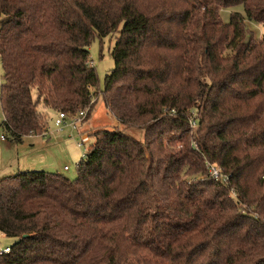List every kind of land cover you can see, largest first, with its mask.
<instances>
[{
	"label": "trees",
	"instance_id": "obj_1",
	"mask_svg": "<svg viewBox=\"0 0 264 264\" xmlns=\"http://www.w3.org/2000/svg\"><path fill=\"white\" fill-rule=\"evenodd\" d=\"M245 20L264 29V0H0L11 139L46 134L39 105L84 123L98 97L120 125L74 180L0 179V264H264V32ZM113 35L99 91L89 46Z\"/></svg>",
	"mask_w": 264,
	"mask_h": 264
},
{
	"label": "rangeland",
	"instance_id": "obj_2",
	"mask_svg": "<svg viewBox=\"0 0 264 264\" xmlns=\"http://www.w3.org/2000/svg\"><path fill=\"white\" fill-rule=\"evenodd\" d=\"M232 13L242 12V7H232L220 11V19L223 23L229 21ZM248 33L254 39H261L264 29L261 25L246 21ZM115 36L104 39L95 38L89 46V56L98 76V89L104 86V78L114 67L110 51L114 46ZM2 83V69L0 63V86ZM32 98L36 99L35 91ZM39 113L46 115L47 131L45 136L33 138L23 137L20 142L12 140L9 133L0 126V179L24 172H47L62 174L69 180L76 178L77 165L93 142V134L100 129H114L120 127L105 108L102 97H98L91 117L73 130L64 127L61 131L54 126V112L38 106ZM56 115V114H55ZM3 116L0 106V125ZM130 136L143 140V132L139 130H126ZM31 137V136H29ZM81 141H84L81 144ZM81 144V147L77 145ZM67 167V169H64ZM16 239L7 238L0 234V249L14 244Z\"/></svg>",
	"mask_w": 264,
	"mask_h": 264
},
{
	"label": "built area",
	"instance_id": "obj_3",
	"mask_svg": "<svg viewBox=\"0 0 264 264\" xmlns=\"http://www.w3.org/2000/svg\"><path fill=\"white\" fill-rule=\"evenodd\" d=\"M86 115V111H80L77 114L73 115V116H68L65 113L59 112L56 113L55 118H54V126L58 129V131H61L62 128L64 127H70L73 130H75L79 124H81L82 120L85 118ZM1 140H3V137H0ZM84 141H81V144H83ZM81 144L78 143V147H81ZM208 171H209V175L214 178V179H218L219 178V170L216 169L213 166H207ZM64 169H67V167H64ZM9 252V248L5 247V248H1L0 249V255L8 253Z\"/></svg>",
	"mask_w": 264,
	"mask_h": 264
},
{
	"label": "crops",
	"instance_id": "obj_4",
	"mask_svg": "<svg viewBox=\"0 0 264 264\" xmlns=\"http://www.w3.org/2000/svg\"><path fill=\"white\" fill-rule=\"evenodd\" d=\"M55 114H56V113H54V115H53L54 117H55ZM42 136H45V135H42ZM33 137H35V136H31V137H28V138H33ZM1 236H2V235H1ZM6 247H8V246H6Z\"/></svg>",
	"mask_w": 264,
	"mask_h": 264
}]
</instances>
